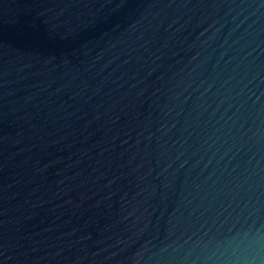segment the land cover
Returning a JSON list of instances; mask_svg holds the SVG:
<instances>
[{
  "label": "water",
  "instance_id": "water-1",
  "mask_svg": "<svg viewBox=\"0 0 264 264\" xmlns=\"http://www.w3.org/2000/svg\"><path fill=\"white\" fill-rule=\"evenodd\" d=\"M0 264H264V0H0Z\"/></svg>",
  "mask_w": 264,
  "mask_h": 264
}]
</instances>
